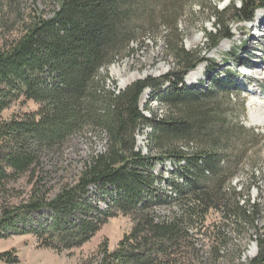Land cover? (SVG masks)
<instances>
[{
	"label": "trees",
	"instance_id": "obj_1",
	"mask_svg": "<svg viewBox=\"0 0 264 264\" xmlns=\"http://www.w3.org/2000/svg\"><path fill=\"white\" fill-rule=\"evenodd\" d=\"M25 2L32 7L27 16L21 10ZM172 3L0 0V16H14L18 23L15 32L9 28L14 24L4 23L0 38V195L22 176L34 181L29 198L3 205L0 229L15 228L17 219L48 209L50 223H30V231L41 246L62 252L86 243L110 217L123 215L133 223L130 230L111 251L101 244L92 264H220L237 232L244 247L249 241L256 245L245 264H264V224H257L262 208L250 200L249 187L234 182L242 155H234V144L240 134H256L240 124L244 106L233 109L228 72L225 78H212L206 89L184 83L187 72L207 59L182 45ZM207 9L214 32L203 31L211 50L231 37L232 22L251 21L264 9V0H231L222 9ZM156 19L161 23L154 28ZM150 33H155L153 40L164 38L172 70L117 92L110 89L102 70L128 55L132 43L144 44ZM146 88L166 106L165 116L140 110ZM19 100H32L38 108L3 120L2 112ZM227 118L233 119L225 127ZM144 127L150 128V154L135 145ZM79 132L103 134L105 148L88 154L75 177L51 194L40 184L42 156L61 151ZM158 160L172 165L167 176L155 174ZM211 214L215 219H209ZM0 260L17 261L8 252L0 253Z\"/></svg>",
	"mask_w": 264,
	"mask_h": 264
},
{
	"label": "rangeland",
	"instance_id": "obj_2",
	"mask_svg": "<svg viewBox=\"0 0 264 264\" xmlns=\"http://www.w3.org/2000/svg\"><path fill=\"white\" fill-rule=\"evenodd\" d=\"M230 1L173 0L172 4L176 3L174 6L178 10L175 13L179 16L178 28L181 32L182 45L186 50L200 51L201 56L207 59L206 62L198 64L187 72L183 78L184 83L199 85L206 89L212 78H225L224 75L228 72L233 83L231 89L233 109L238 112V107L244 106L245 112L239 117L240 124L246 129H252L256 134L254 137L249 135V132L245 135L240 134L241 141L234 144V155L242 153L234 168L237 174L234 182L242 189L249 187L250 200H254L262 208L257 220L258 226H262L264 224V9H258L251 21L232 22L229 25L231 37L221 40L217 47L208 50L209 41L206 40L203 30L214 32V20H207V8L209 5H216L218 9H222L228 6ZM198 3H201L205 9H202ZM189 5L190 8H187ZM181 7L186 8L185 11L181 10ZM31 8L30 4L25 2L21 10L27 16ZM14 18L12 16L8 20L0 16V38L7 28L4 23L14 24L9 28H14L13 32H15L18 23ZM160 23V20L156 19L151 26L155 28ZM161 29L162 26L158 30ZM153 35L155 33H150L149 38L141 46L132 43L130 46L133 49L128 55L117 58L105 70H102V73H108L109 79L106 84L110 89L117 92L135 80H142L148 76L159 79L172 70V58L164 38L158 35L153 40L151 38ZM155 96L153 89L146 88L139 98V108L146 116H149V113L144 109L149 108L157 117H163L168 109ZM37 108L38 104L32 100H19L5 109L1 116L3 120H8L10 117L20 116ZM233 118L226 119L228 123L225 122V127L231 124ZM149 131V127H144L135 136L136 149L144 154L151 153L147 139ZM234 132L238 134V131ZM104 137L103 134L79 132L69 138L61 151L45 153L42 156L44 177L40 184L44 183L45 188L51 190V194L55 193L62 182L70 181L75 177L80 164L88 157V154L104 150ZM170 169L172 165L169 161L158 160L154 172L167 176V171ZM31 180L32 178L26 175L8 184L7 193L0 195V214L1 208L6 206L4 204L11 207L29 198L28 194L34 182ZM94 191L95 187L91 186L90 194H95ZM49 211L41 209L31 212L25 221L17 219L14 223L15 228L0 229V253L8 252L16 256L17 261L12 264H92L101 244L106 242L108 250H113L133 224L129 217L115 215L110 217L86 243L70 250L57 252L52 248L41 246L30 231V223L35 226L36 222L45 225L50 223ZM209 217L210 220L215 219L214 214ZM232 244L225 250L227 257L225 255V258L219 261L220 264H245L255 254L256 245L252 241H249L247 247L245 246L247 250L243 253L245 239L240 232L232 236ZM0 264L11 263L0 260Z\"/></svg>",
	"mask_w": 264,
	"mask_h": 264
},
{
	"label": "bare ground",
	"instance_id": "obj_3",
	"mask_svg": "<svg viewBox=\"0 0 264 264\" xmlns=\"http://www.w3.org/2000/svg\"><path fill=\"white\" fill-rule=\"evenodd\" d=\"M124 84H125V83H124ZM124 84H123V85H124Z\"/></svg>",
	"mask_w": 264,
	"mask_h": 264
}]
</instances>
